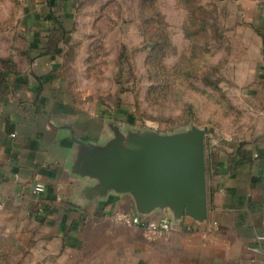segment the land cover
I'll return each mask as SVG.
<instances>
[{
    "label": "crops",
    "instance_id": "obj_1",
    "mask_svg": "<svg viewBox=\"0 0 264 264\" xmlns=\"http://www.w3.org/2000/svg\"><path fill=\"white\" fill-rule=\"evenodd\" d=\"M27 1L35 12L17 35L22 43L0 54L14 64L0 90V230L23 264H45V256L71 264L89 246L93 225L110 222L115 210L136 208L127 193L86 198L91 180L71 170L75 146L63 126L72 123L84 138L105 133L101 123L95 131L84 126L62 69L70 34L61 30L69 29L79 0ZM256 56L246 70L243 128L212 140L206 135L208 219L171 221L156 210L146 217H166L172 227L149 241L136 236L143 231L138 226L101 230L105 254L94 264H264V239H258L264 234V39ZM36 182L46 185L38 194Z\"/></svg>",
    "mask_w": 264,
    "mask_h": 264
},
{
    "label": "rangeland",
    "instance_id": "obj_2",
    "mask_svg": "<svg viewBox=\"0 0 264 264\" xmlns=\"http://www.w3.org/2000/svg\"><path fill=\"white\" fill-rule=\"evenodd\" d=\"M141 1H77L61 57L84 126L95 131L102 124L100 139L112 135L109 123L163 133L197 125L208 129V140L243 128V90L251 80L246 70L264 39V0H194L198 20L192 19L193 4L185 1L149 0L146 11ZM29 5L0 0V54L22 43L17 35L28 30L25 23L35 12ZM143 15L151 16L148 26ZM159 29L166 38L162 51L154 47ZM109 221L93 225L89 246L71 264H94L105 254L101 230L127 227ZM136 236L147 239L142 230ZM10 242L0 230V264H23ZM51 262L53 257L45 256V264Z\"/></svg>",
    "mask_w": 264,
    "mask_h": 264
},
{
    "label": "water",
    "instance_id": "obj_3",
    "mask_svg": "<svg viewBox=\"0 0 264 264\" xmlns=\"http://www.w3.org/2000/svg\"><path fill=\"white\" fill-rule=\"evenodd\" d=\"M109 125L112 135L105 139L77 136L72 123L63 126L75 146L72 172L91 180L83 188L86 198L127 193L143 216L161 210L171 221L208 219L206 127L163 133Z\"/></svg>",
    "mask_w": 264,
    "mask_h": 264
},
{
    "label": "built area",
    "instance_id": "obj_4",
    "mask_svg": "<svg viewBox=\"0 0 264 264\" xmlns=\"http://www.w3.org/2000/svg\"><path fill=\"white\" fill-rule=\"evenodd\" d=\"M46 185L43 182H36L33 192L38 194L44 191ZM112 221L124 226H138L143 229L144 235L148 240H154L172 227L171 221L166 218H148L139 214L137 211L115 210L110 213ZM258 239H264V234L258 235Z\"/></svg>",
    "mask_w": 264,
    "mask_h": 264
},
{
    "label": "trees",
    "instance_id": "obj_5",
    "mask_svg": "<svg viewBox=\"0 0 264 264\" xmlns=\"http://www.w3.org/2000/svg\"><path fill=\"white\" fill-rule=\"evenodd\" d=\"M148 1L149 0H142L141 3L143 4V6H145V3H147ZM181 1H185L187 3L193 4L194 0H181ZM145 8H146V6L143 7L144 11H146ZM195 8L196 7L194 6V4L191 5V11L193 13L192 19L198 20L197 19L198 16L196 15ZM143 16H144L143 19L146 21V24L148 26V23H149L151 16H146V15H143ZM200 28H201V25H200ZM54 29H56V28H52V30H54ZM56 30H58V28ZM148 31H150V28L148 29V27H146V31H145L146 38H148ZM61 32L64 35L66 32H69V31L63 29V30H61ZM165 43H166V38H165L163 32L160 31V29H159V31L157 33V37L155 39L154 47L156 50L162 51L164 49ZM53 50H55V48H53ZM13 65H14L13 60L11 58H0V90L1 91L5 90L7 88V75H6L5 71L13 68ZM127 118H128V122H134L135 117L132 113H127ZM208 169H209V166H208V159H207V170Z\"/></svg>",
    "mask_w": 264,
    "mask_h": 264
}]
</instances>
